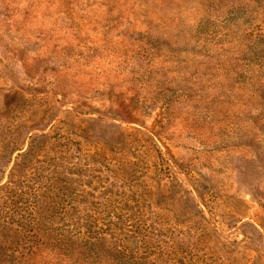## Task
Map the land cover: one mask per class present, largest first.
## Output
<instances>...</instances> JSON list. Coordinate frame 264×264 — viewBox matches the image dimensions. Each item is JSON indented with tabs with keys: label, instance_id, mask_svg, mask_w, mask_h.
<instances>
[{
	"label": "rangeland",
	"instance_id": "1",
	"mask_svg": "<svg viewBox=\"0 0 264 264\" xmlns=\"http://www.w3.org/2000/svg\"><path fill=\"white\" fill-rule=\"evenodd\" d=\"M0 264H264V0H0Z\"/></svg>",
	"mask_w": 264,
	"mask_h": 264
}]
</instances>
